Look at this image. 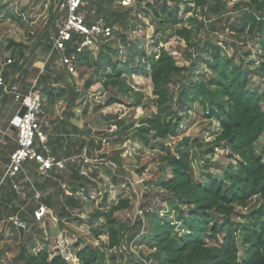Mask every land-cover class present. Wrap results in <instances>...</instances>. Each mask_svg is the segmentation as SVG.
Here are the masks:
<instances>
[{
	"label": "trees",
	"instance_id": "obj_1",
	"mask_svg": "<svg viewBox=\"0 0 264 264\" xmlns=\"http://www.w3.org/2000/svg\"><path fill=\"white\" fill-rule=\"evenodd\" d=\"M184 2L188 6L190 3L194 4L193 7H188L193 11L188 21L196 28L195 31L193 27L187 25L179 26L183 22V17L180 16L178 1L170 5L169 0H157L155 4L148 3V6L152 8L154 18L159 20L161 26L164 25L166 30H173L177 35L183 36L195 47V52L189 53L190 56L196 55L195 60L190 65H180L175 55L160 45V40L155 43L156 50L149 55L146 51H142L141 57H138L137 53L133 54L131 62L135 67L129 71L138 74L146 72V64L142 57L147 56L149 76L153 85V104L157 110L137 124L126 123L123 118H117L115 115L108 114L106 117L108 121L115 118V124L122 134L119 140L134 139L144 146H150L154 141L153 146H157L170 136L180 133L186 119L192 116L191 110L187 109L188 103L194 106L199 104L205 116L217 119L221 126L220 131L214 136L211 147H224L233 160L225 167L221 176L210 175L203 180H197L194 176L190 146L200 145V140L185 137L177 145L178 153H173L170 149L165 152L163 160L170 173L169 176H160L157 183L160 190L164 191L163 200L171 205L167 217L155 211L153 213L148 211L139 215L138 223L122 233L118 227L116 213L130 208L131 201L129 198L120 197L109 205L106 204L91 212L88 218L93 236L101 238L102 235H106L107 242L95 245L80 239L73 244L71 250H66L67 255L59 249L52 251L46 246L34 250L27 242L22 245L10 263L72 264L68 258L72 253L81 264H121L118 262L124 255L130 253L129 243L141 230L145 215L148 217L145 227H148L140 240L150 250L146 259L156 264H264V146L260 150L257 147L264 135V92L255 87L258 84L256 77L264 78V0H239L236 3L235 7L242 12L240 27L229 23V17L225 18L224 0ZM58 3L59 0H53L50 19ZM115 3L118 2L83 0L82 9L86 12L87 23L91 24L98 18H105L113 27V35L100 43L95 63L92 62L91 49L78 54L77 59V67L94 63L95 68L85 81V91L101 83L110 92L107 106L123 103L122 97L133 90L125 77L130 61L123 62L119 59V49L114 44L117 31H114V27H118L134 7H125L119 3L114 7ZM199 9L204 15L203 19L199 18ZM213 14L218 18L213 20L211 17ZM49 22L44 29L38 28L40 31L38 36L44 39L46 51L53 46V34L48 30ZM224 22L236 33L232 42L235 55H228L226 48L209 32L203 43L202 40L193 42L195 33L203 29L209 31L211 28H213L211 31H215ZM249 39L261 52L259 65L256 67L252 65L254 61L251 59L253 54L251 49L244 54L249 61L246 62L242 55L237 58L239 47L248 45ZM81 40L82 36L74 33L72 40L66 44V52L68 54L75 52ZM39 44L41 43L30 45L11 40L8 48L15 54V58L8 64L7 75L22 70L26 64H33ZM188 51L189 49L187 53ZM206 54L210 55L209 59L200 62V58ZM54 57L47 63L48 69L51 63L57 65V54ZM205 63L212 74L195 77L193 74L200 69H207ZM44 76L49 78L47 72ZM59 78L57 75L55 80L58 81ZM173 87H177L178 91H173ZM77 94L75 89L72 90L70 102L75 103ZM140 103L141 99L135 104ZM85 140L81 143V148L87 147L86 156L91 161L85 162L80 156L79 159H69L66 163L68 168L66 179L71 184L72 194L67 195L60 187L56 197L46 195L45 198L60 222H64V216L72 213L68 205L72 209L82 206V198L78 193L81 186L84 188L83 183H92L88 175L81 173L82 168L98 165L95 155L98 148L96 139L89 134ZM8 180L10 179L6 181ZM135 183L143 194H151L152 187L149 183L139 184L137 180ZM30 185L28 182V188ZM9 189L10 196L0 204V218L3 217L2 214L7 216L16 214L26 225L31 221L38 222L34 214L36 205L30 199L34 191L25 189L27 201L23 202L25 205L22 208L11 204L17 193L13 186ZM255 198L260 204L252 212L249 221L236 222L237 208L249 206ZM102 220L105 226H97L96 224ZM179 231H182L181 235H178ZM123 245L125 248H122ZM0 264H3L1 259Z\"/></svg>",
	"mask_w": 264,
	"mask_h": 264
},
{
	"label": "rangeland",
	"instance_id": "obj_2",
	"mask_svg": "<svg viewBox=\"0 0 264 264\" xmlns=\"http://www.w3.org/2000/svg\"><path fill=\"white\" fill-rule=\"evenodd\" d=\"M156 1L145 0L141 2L134 0L131 5L134 7L133 10L127 14L123 22L119 23L118 27H114V31L117 30L114 44L119 49V59L123 62L130 61L125 77L133 90L122 97L123 103H114L109 106L106 105V102L110 97V92L101 83L93 85L85 97L83 103L84 132L87 137L90 134L97 141L98 148L95 155L98 165L87 166L83 169V173L89 176L88 179L92 183L84 182V188L81 186L79 190L78 195L82 198V206L72 209L68 205V209L72 213L69 216H64V222L58 221V218L52 213L45 214L41 219L36 217L38 222L31 221L29 225L24 224L21 218H18L19 223L16 224L10 219L9 215L4 214L0 218V259L3 264H13L10 262L13 261L22 245L27 242L32 245L34 250H39L46 246L52 251L59 249L65 255H67L66 250H71L73 244L80 239L95 245H102L103 242L108 241V236L102 235L101 238L93 236L88 223L89 215L99 207L106 204L109 205L120 197L129 198L131 201L130 208L122 209L116 213L118 227L122 233L135 225L136 222L138 223L139 215H143L148 211L149 213L155 211V213L158 212L167 217V211L171 208V205L163 200L164 191L160 190L157 183L160 176H169L170 173L163 160L165 152L170 149L173 153H178L177 145L185 137L200 140V145L193 144L190 146L194 176L197 180H203L210 175L221 176L225 167L233 160L229 156L228 150L224 147H211L214 136L220 131L221 126L217 119L206 117L203 108L199 104L194 106L188 103L187 109L191 110L192 116L186 119L180 133L176 136H170L157 146H153L155 144L154 141L150 146H144L141 142L134 139L119 140L122 134L115 124V118H111V121L107 120L106 116L110 114L117 116V118H123L126 123L135 122L137 124L141 119L146 118L157 110V107L153 104V85L149 76L150 67L147 56L144 55L142 57L146 64V72L138 74L129 71L135 67L131 62L133 54L137 53L138 57H141L142 51H146L149 55L153 50H156L155 43L160 40V45L171 51L180 65H190L196 58V55H189V53L195 52V47L191 46L186 38L177 35L173 30H166L165 26H161L159 20L154 18L152 8L148 6V3L155 4ZM177 1L180 5V16L183 17V22L179 26L187 25L193 27L188 21V17L193 15V11L190 8L194 4L190 3L188 6L184 4V0H169V4L173 5ZM238 1L224 0V5L226 8L225 18L229 17V23L240 27L242 12L235 7ZM52 2L53 0H0V61H5L8 56L7 53H11L8 48L11 40L32 45L33 36L37 35L39 26L49 20L48 9ZM118 5V3H115L114 7ZM67 14V9L65 7L62 8L57 20L64 19ZM198 15L200 19L204 18L201 9L198 10ZM211 17L213 20L218 18L215 14L211 15ZM105 21L107 22L106 19ZM193 29L194 31L196 30L195 27ZM211 29L209 31L203 29L195 33L192 39L193 42L202 40L203 43L207 39L209 32L219 44L226 48L228 55H235V48L232 42L235 40L234 35L236 33L231 30L229 24L224 22L215 31H211ZM187 49H189L188 53ZM248 49L253 52L251 56L254 61L253 67L258 66L261 52L250 39L248 45L239 47L237 58L242 55L246 62L249 61L250 59L244 55ZM92 51L93 62L99 52L98 49ZM209 57L210 55L208 54L203 55L200 58V62H204ZM94 63L93 65L82 67L78 65L74 76L76 84L80 88H84L85 81L92 74L95 68ZM204 65L207 68L208 64L205 63ZM201 74L211 75L212 73L207 68L200 69L193 75L196 77ZM256 80L258 84L255 87L264 92V78L257 76ZM173 91H178V88L173 87ZM59 94L56 93L57 96ZM67 95L69 94L66 93L59 97L60 101L57 102L56 111L61 110L65 105L68 100ZM11 98H15L13 94L7 93L4 95L0 106V120L3 119L7 108L10 106ZM139 99H141V103L136 105L135 103ZM18 104L20 106L21 102L18 101ZM15 105L17 106V104ZM181 111L183 112L184 110ZM263 146L264 135L261 137L257 147L260 150ZM136 180L139 184L149 183L150 187H152L151 194H143L142 190L136 186ZM144 188L146 187L144 186ZM69 190H71L70 187L65 188V193L71 194L72 192ZM14 199L13 203L15 206L18 205V207H23L25 205L23 202L27 201L26 199H20L18 196ZM259 204V200L255 198L250 202L249 206L238 207L235 221L242 223L249 221L252 212L259 207ZM143 217L146 222L148 217H145V215ZM145 222L134 240L129 243V252L131 254L127 253L124 255L123 259L119 260L118 263L156 264L146 259V256L150 254V250L140 240L144 233L147 232L148 226L145 227ZM96 225L104 227L105 222L102 220ZM175 233L177 232L175 231ZM181 234L182 231H179L178 235ZM124 245L122 248H124ZM68 258L72 261V264H81L72 253L68 255Z\"/></svg>",
	"mask_w": 264,
	"mask_h": 264
},
{
	"label": "crops",
	"instance_id": "obj_3",
	"mask_svg": "<svg viewBox=\"0 0 264 264\" xmlns=\"http://www.w3.org/2000/svg\"><path fill=\"white\" fill-rule=\"evenodd\" d=\"M51 5L48 9V22L50 21L48 30H50L51 34H53V39V37L57 34L59 28L67 20V17H64V19L62 18L63 20H57V17L61 11L60 10L54 21H52L53 16L50 19ZM48 22H44V24L40 25L39 28L44 29ZM54 23L55 26L53 27ZM39 34L40 31H38L37 35L33 36L34 40L32 45H38V43H41L39 44V46H37V49L35 51L36 58L33 64H26L22 70H17L13 75H7L8 65H6L5 78L7 79L6 81L8 83L17 84L20 91H22L23 93H27L28 90L33 86L40 92L42 97V108L48 116V120L50 123L49 125H45L44 127L47 133L46 144L51 154L57 156L60 159H65L67 163L69 159H79L80 156L87 152V147L85 146L84 148H81V143L86 141L85 139L87 138V134L84 132L85 129L83 125V103L90 89L85 91V87L80 88L79 85L76 84V79L74 76L77 70L75 73H70L62 63L61 58L63 55H70L74 52L68 54L65 49L62 51H52L53 46L51 49L46 51L45 45H43L45 41L44 39H42V37L38 36ZM46 43H49V41H46ZM7 54L8 56L5 58V61H7L8 59H12L13 61L15 58V54ZM55 54H57L56 62L59 68L56 64L51 63L48 69L47 63L50 61V59L55 58ZM46 72L48 73L49 78H46L44 76ZM57 75L60 76V80L58 81L55 80V77ZM74 89L78 93L76 100H74L75 103L73 101L70 102L69 99L70 93L72 92V90L74 91ZM51 92L53 93V95H51ZM56 93L60 94L57 96ZM66 93L69 94L67 95L68 100L61 108V110L56 111L55 108L57 102L60 101L59 97L63 96V94ZM5 94L7 93H5L2 87H0V106ZM15 104H17V106ZM21 107L22 106H19L18 101L15 98L12 99L3 119L0 120V204H2V201L4 202L6 198L8 199V197L10 196L9 188H12V186L14 188V182H16L26 193V197L23 198L16 191L17 196L20 199L25 200L27 198V191L25 190L26 188L29 190L32 189L34 191L32 192L34 193V195L31 196L30 199L31 202L36 205L35 211L40 207V205H44L47 208L46 214H52L54 213V211L52 207L49 206L48 203H46L45 198L46 195L56 197V192L59 191L60 187L65 190V188L71 186L68 179H66V174L68 173L67 166L63 168L55 166L49 171L48 174H43L37 162L30 163L27 161L24 163L22 171L17 175L16 178L10 179L11 181H6L7 179L5 181L3 180L6 165L10 161L11 153L17 146V128L11 124V120H13L18 115ZM40 150H43L42 146H40ZM83 169L84 168H82L81 173L84 172ZM62 176H65V178H62ZM47 178L49 180H47ZM28 182L31 183L29 188ZM14 200L15 199L13 198L11 202L12 205H14ZM2 216L4 215L2 214ZM11 216L19 218L16 214Z\"/></svg>",
	"mask_w": 264,
	"mask_h": 264
},
{
	"label": "built area",
	"instance_id": "obj_4",
	"mask_svg": "<svg viewBox=\"0 0 264 264\" xmlns=\"http://www.w3.org/2000/svg\"><path fill=\"white\" fill-rule=\"evenodd\" d=\"M117 1L125 7L131 6L134 2V0ZM82 3L83 0H65L63 8L65 7L68 11L67 20L53 37L52 51H62L65 49L67 42L72 40L74 33L82 36L76 51L70 55H63L61 58L63 65L70 73H75L77 70L78 54L86 49H99L100 43L113 35V27L103 18H99L91 24L87 23L86 12L82 9ZM10 63H12V59L5 62L0 61V87L5 93H12L15 99L21 102V106H26V111L19 120L17 117L11 120V124L17 128V146L11 153L10 161L6 165L3 176L4 181L16 178L27 161L37 162L43 174H48L55 166L60 168L66 166V160L51 154L46 144L47 133L44 127L50 123L42 108L40 92L33 86L27 93H23L17 84L8 83L5 78V69L6 65ZM40 146L43 150H40ZM82 157L85 162L91 161L86 153ZM14 188L21 197H26L25 191L18 183L14 182ZM46 212L47 208L40 205L35 214L38 219H41ZM10 219L16 224L19 223L17 217L11 216Z\"/></svg>",
	"mask_w": 264,
	"mask_h": 264
},
{
	"label": "water",
	"instance_id": "obj_5",
	"mask_svg": "<svg viewBox=\"0 0 264 264\" xmlns=\"http://www.w3.org/2000/svg\"><path fill=\"white\" fill-rule=\"evenodd\" d=\"M65 0H60L55 11H54V14H53V17H52V21H54V19L56 18L58 12L61 10V8L63 7V4H64ZM26 111V106H22L21 109L19 110L18 112V115L16 116L17 119L19 120L21 116H23V114L25 113Z\"/></svg>",
	"mask_w": 264,
	"mask_h": 264
}]
</instances>
